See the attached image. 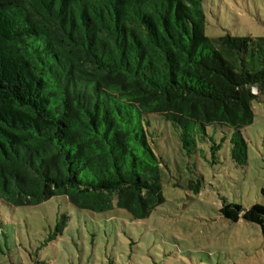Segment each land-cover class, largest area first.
I'll return each instance as SVG.
<instances>
[{"label": "trees", "instance_id": "trees-1", "mask_svg": "<svg viewBox=\"0 0 264 264\" xmlns=\"http://www.w3.org/2000/svg\"><path fill=\"white\" fill-rule=\"evenodd\" d=\"M204 4L0 0V200L65 195L79 209L116 201L148 217L164 201L153 114L185 131L232 126V156L245 164L264 37L211 39ZM220 213L264 235V204L225 202Z\"/></svg>", "mask_w": 264, "mask_h": 264}, {"label": "rangeland", "instance_id": "rangeland-1", "mask_svg": "<svg viewBox=\"0 0 264 264\" xmlns=\"http://www.w3.org/2000/svg\"><path fill=\"white\" fill-rule=\"evenodd\" d=\"M204 9L213 40L264 37V0H205ZM253 109V122L242 129L245 164L232 156V126L192 124L185 131L151 115L164 201L144 219L116 201L95 212L65 195L29 206L0 200V264H264L259 226L220 213L225 202L264 204V94Z\"/></svg>", "mask_w": 264, "mask_h": 264}]
</instances>
